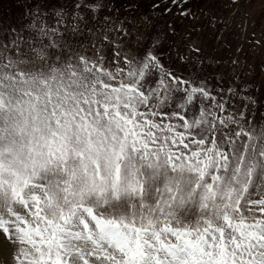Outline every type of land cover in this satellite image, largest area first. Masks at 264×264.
Wrapping results in <instances>:
<instances>
[{
	"label": "snow or ice",
	"instance_id": "snow-or-ice-1",
	"mask_svg": "<svg viewBox=\"0 0 264 264\" xmlns=\"http://www.w3.org/2000/svg\"><path fill=\"white\" fill-rule=\"evenodd\" d=\"M101 6L33 0L4 31L0 264H264V112L226 109L158 38L114 67L58 47Z\"/></svg>",
	"mask_w": 264,
	"mask_h": 264
},
{
	"label": "rangeland",
	"instance_id": "rangeland-1",
	"mask_svg": "<svg viewBox=\"0 0 264 264\" xmlns=\"http://www.w3.org/2000/svg\"><path fill=\"white\" fill-rule=\"evenodd\" d=\"M32 2L0 0V45L5 42V29L17 24L21 10ZM45 2L56 8L74 0ZM98 2L102 6L91 21V31L83 37L56 36L59 48L68 47L93 60L103 57L105 66L114 67L118 62L122 66L125 56L130 60L138 56L158 38L166 64L220 89L226 109L236 115L252 113L253 120L264 112V0H186L180 7L170 0ZM166 7L170 11L165 12ZM184 9L188 14L180 16ZM9 56L0 46V62ZM246 96L256 101L255 106Z\"/></svg>",
	"mask_w": 264,
	"mask_h": 264
}]
</instances>
